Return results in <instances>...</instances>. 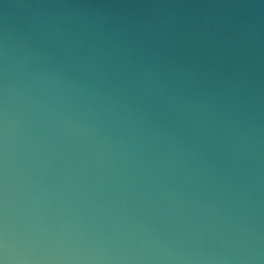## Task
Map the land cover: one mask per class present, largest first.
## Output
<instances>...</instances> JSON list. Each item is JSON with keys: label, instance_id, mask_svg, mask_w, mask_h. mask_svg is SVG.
<instances>
[{"label": "clouds", "instance_id": "1", "mask_svg": "<svg viewBox=\"0 0 264 264\" xmlns=\"http://www.w3.org/2000/svg\"><path fill=\"white\" fill-rule=\"evenodd\" d=\"M0 264H264V0H0Z\"/></svg>", "mask_w": 264, "mask_h": 264}]
</instances>
